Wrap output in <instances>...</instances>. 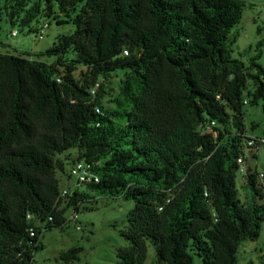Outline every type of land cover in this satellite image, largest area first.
Returning a JSON list of instances; mask_svg holds the SVG:
<instances>
[{"label":"trees","instance_id":"1","mask_svg":"<svg viewBox=\"0 0 264 264\" xmlns=\"http://www.w3.org/2000/svg\"><path fill=\"white\" fill-rule=\"evenodd\" d=\"M9 1L13 27L27 0ZM84 1L74 32L40 54L54 63L0 50V264H36L44 232L99 198L135 204L116 264H146L149 247L157 264H238L264 226L259 172L238 179L250 139L244 107L262 101L264 110V41L244 51H254L248 65L232 57L245 1ZM6 9L0 0V46ZM39 12L38 0L25 11L27 33H37ZM75 63L89 80L75 79ZM117 71L126 72L122 99L109 110L98 78ZM73 148L99 182L64 199L56 157Z\"/></svg>","mask_w":264,"mask_h":264},{"label":"rangeland","instance_id":"2","mask_svg":"<svg viewBox=\"0 0 264 264\" xmlns=\"http://www.w3.org/2000/svg\"><path fill=\"white\" fill-rule=\"evenodd\" d=\"M36 0H27L23 12L14 17L11 27L6 16L13 5L9 0H2L7 7L2 23L3 32L1 40L4 43L1 51L4 53L16 54L19 52L32 53V59H37L45 63H54L56 57L40 56L41 53L52 48L57 42V38L63 35H70L74 32V19L83 11L84 0H38L40 12L36 18L38 24L48 21L49 29L44 33V39L38 40L36 33H27L22 19L25 11L34 5ZM246 7L240 24L236 28L237 40L232 47V57L243 61L246 65L254 55V51L245 54L248 48L255 49L260 41H264V0H243ZM7 21V23H6ZM35 26H39V25ZM32 27V26H31ZM17 30V37H10V32ZM18 51V52H17ZM30 55V54H28ZM76 52L72 51L63 58L67 63L75 60ZM258 63L264 68V48ZM75 79L82 83L89 80V69L75 63ZM125 71L111 73L109 77H99L98 83L103 86V105L106 109L116 108L115 99L120 98V86L126 78ZM244 124L247 136L258 141L264 140V110L262 101L257 105L247 104L244 107ZM255 148L247 151V168L255 169L264 173V142L261 145H254ZM77 156L76 148L68 150L56 157V176L61 181L63 188L73 187L74 181L67 180L66 173L70 164ZM239 185L244 183V176L238 174ZM264 187V184H263ZM249 194L244 190L239 191L240 201L245 203L249 199ZM248 196V197H247ZM260 196L264 197L263 192ZM259 200V199H258ZM260 201V200H259ZM66 203H62L63 208ZM134 202L119 199L99 198L95 202L80 205L78 209V220L76 223L68 224L62 229H55L44 232L42 243L44 249L35 256L36 264H66L60 260L62 252H66L73 247H80L83 252L80 261L73 264H116L117 251L128 245V242L121 236V231L128 225V213L134 208ZM73 209H69L68 215ZM146 264H157V256L152 247H149ZM238 264H264V226L259 240L256 243H247L240 248Z\"/></svg>","mask_w":264,"mask_h":264},{"label":"built area","instance_id":"3","mask_svg":"<svg viewBox=\"0 0 264 264\" xmlns=\"http://www.w3.org/2000/svg\"><path fill=\"white\" fill-rule=\"evenodd\" d=\"M50 24L48 21H43L42 24H40L38 26V31L36 33V36L38 38V40H43L44 39V33L47 29H49ZM18 31L17 30H13L10 33V37H17L18 35ZM250 138V137H249ZM255 139L250 138L248 140L245 141V146H244V150H245V156L239 158L238 160V164L240 166L239 168V172L241 173L242 176L247 174L248 168L246 165V160H247V151H250L251 147H254ZM258 141V140H257ZM261 144L264 142V140L259 141ZM67 180L69 182L74 181V186L73 187H68V188H63L61 189V197L62 198H66L67 196H71V190L75 187H81L83 185L86 184H90V183H98L99 182V177L92 172L91 170V165H88L84 160L83 161H75L72 162L70 164L69 167V171L67 172ZM264 184V173H260L258 174V185L257 187L262 189H264L263 187ZM31 216L29 215L28 218H30ZM78 220V212L72 210V213L68 215V223L72 224V223H76Z\"/></svg>","mask_w":264,"mask_h":264},{"label":"crops","instance_id":"4","mask_svg":"<svg viewBox=\"0 0 264 264\" xmlns=\"http://www.w3.org/2000/svg\"><path fill=\"white\" fill-rule=\"evenodd\" d=\"M4 43V42H3ZM4 44H7V43H4ZM30 54H32V53H30ZM33 55V54H32Z\"/></svg>","mask_w":264,"mask_h":264}]
</instances>
